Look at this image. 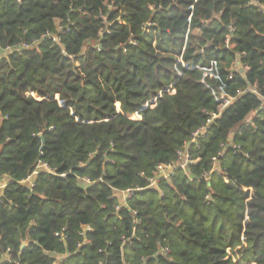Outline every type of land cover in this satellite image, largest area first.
I'll return each mask as SVG.
<instances>
[{
  "label": "trees",
  "instance_id": "obj_1",
  "mask_svg": "<svg viewBox=\"0 0 264 264\" xmlns=\"http://www.w3.org/2000/svg\"><path fill=\"white\" fill-rule=\"evenodd\" d=\"M0 50V264H264V0H0Z\"/></svg>",
  "mask_w": 264,
  "mask_h": 264
},
{
  "label": "built area",
  "instance_id": "obj_2",
  "mask_svg": "<svg viewBox=\"0 0 264 264\" xmlns=\"http://www.w3.org/2000/svg\"><path fill=\"white\" fill-rule=\"evenodd\" d=\"M211 123V119L208 120V124ZM204 131V128L202 129H199L197 130L195 133H194V136H199L200 133H202ZM187 164V161L182 163L181 166L184 168ZM173 167H176V164L175 165H160L158 167V173L160 176H164V177H167V174H169L170 170L173 168ZM155 183V181L153 182V184ZM124 194H127V196L130 195L129 192H126V193H122L121 195H124Z\"/></svg>",
  "mask_w": 264,
  "mask_h": 264
},
{
  "label": "rangeland",
  "instance_id": "obj_3",
  "mask_svg": "<svg viewBox=\"0 0 264 264\" xmlns=\"http://www.w3.org/2000/svg\"><path fill=\"white\" fill-rule=\"evenodd\" d=\"M127 197V194L120 195V199L122 200V205H125V198Z\"/></svg>",
  "mask_w": 264,
  "mask_h": 264
},
{
  "label": "crops",
  "instance_id": "obj_4",
  "mask_svg": "<svg viewBox=\"0 0 264 264\" xmlns=\"http://www.w3.org/2000/svg\"><path fill=\"white\" fill-rule=\"evenodd\" d=\"M4 51H2V50H0V54H2ZM0 193H1V191H0Z\"/></svg>",
  "mask_w": 264,
  "mask_h": 264
},
{
  "label": "water",
  "instance_id": "obj_5",
  "mask_svg": "<svg viewBox=\"0 0 264 264\" xmlns=\"http://www.w3.org/2000/svg\"><path fill=\"white\" fill-rule=\"evenodd\" d=\"M26 246V243H23L22 247Z\"/></svg>",
  "mask_w": 264,
  "mask_h": 264
}]
</instances>
